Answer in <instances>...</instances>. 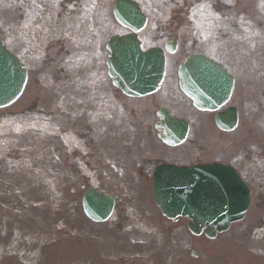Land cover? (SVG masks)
I'll return each mask as SVG.
<instances>
[{
    "label": "rangeland",
    "instance_id": "rangeland-1",
    "mask_svg": "<svg viewBox=\"0 0 264 264\" xmlns=\"http://www.w3.org/2000/svg\"><path fill=\"white\" fill-rule=\"evenodd\" d=\"M102 1L108 17L106 39L117 27L109 16L114 0ZM98 4L100 0H93L95 11ZM10 20L17 22L15 16ZM9 28L0 24L7 44L33 67V77H41L35 85L44 92L37 101L38 114L15 112L24 105L19 101L13 116L0 117V264H264V69L260 65L233 68L237 78L229 104L239 111L237 127L218 131L211 116L199 113L191 120L201 127L194 126L182 146L200 147L203 159L218 154L223 160L232 159L251 188L244 218L215 239H206L190 235L184 221L170 222L160 215L152 202L150 180L126 179L121 174V169L130 174L133 166L134 149L127 143L134 138V112L151 108L152 97L121 96L115 121L114 108L104 100L103 111L94 117H100L104 127L99 124L90 141L91 133L83 132L89 127L75 131L68 123L72 102L85 105L89 100L77 99V89L55 99L50 87H44L56 66L51 61L64 67L59 44H53L52 36L38 26L26 29V44L14 27ZM95 49L103 61L106 52ZM84 58L79 53L77 59ZM104 81L99 91L107 96L113 89L106 75ZM109 130L119 134L112 137L106 133ZM88 182L116 196L115 211L107 222H91L82 213L80 199Z\"/></svg>",
    "mask_w": 264,
    "mask_h": 264
},
{
    "label": "flooded vegetation",
    "instance_id": "flooded-vegetation-1",
    "mask_svg": "<svg viewBox=\"0 0 264 264\" xmlns=\"http://www.w3.org/2000/svg\"><path fill=\"white\" fill-rule=\"evenodd\" d=\"M135 1L138 2L146 19L144 35L140 37L141 42L167 49L173 48L178 52L174 60L176 66L182 58L191 53H204L219 61L232 73V66L242 67L250 64V61L245 60L246 57L241 54L245 51H254L256 56L253 57L258 58L256 61L264 63L263 57L259 55L264 51V0ZM10 2L0 0V24L2 23L7 31L12 26L21 35L26 29L38 25L39 29L52 36L53 44L58 43L60 50H63L64 57L60 59V63L64 67L56 60L51 61L56 64L52 68L51 97L61 98L64 91L72 89H77L80 95L84 96L87 93L84 82L89 76L88 67L83 63L78 66L72 65L71 52L66 49L65 40L70 36L80 37L85 45L87 63L92 66V70L97 66L93 64L96 61L93 56L88 62V52L98 46L100 49L103 48L105 28L103 14L94 10L92 0H55V6H51L50 11L44 13L35 5L25 7L18 3L13 6ZM27 5H31L30 2ZM99 9L104 10L102 0ZM14 16L17 22L10 20ZM0 31V34L4 32L2 29ZM30 75L31 70L28 77ZM173 86L170 89L171 94L175 93ZM69 95L75 97L76 94L70 91ZM158 103L160 101L153 100L151 103L155 105L153 109L145 107L134 112L136 147L141 156L137 157V167L132 168L127 178L147 180L154 165L173 162L178 164V160L189 157L196 162L199 158L200 152L185 151L179 145L169 147L154 142L156 136L154 124L158 121L156 116L158 109H166L171 115L186 120L188 134L190 128L201 127L191 120L192 116L197 114L186 104L172 103L165 106ZM97 104V101H94L90 105ZM135 115H138L137 119ZM79 121L81 123L82 116ZM193 148L196 149L198 146Z\"/></svg>",
    "mask_w": 264,
    "mask_h": 264
},
{
    "label": "water",
    "instance_id": "water-1",
    "mask_svg": "<svg viewBox=\"0 0 264 264\" xmlns=\"http://www.w3.org/2000/svg\"><path fill=\"white\" fill-rule=\"evenodd\" d=\"M119 21L127 25L140 24L141 19L134 5L119 0L114 9ZM135 14V15H132ZM108 74L113 84L133 96L152 92L162 79L164 57L160 50L140 51L134 35L111 37L106 46ZM181 90L190 97L198 109L215 110L230 94L232 78L216 63L203 56H192L183 68ZM25 71L21 63L0 41V107L8 105L21 91ZM236 111L229 107L215 114V122L222 129H231L236 123ZM168 120L169 144L181 141L186 133L185 125ZM154 203L166 217L175 219L186 216L188 229L193 234L204 233L213 238L226 230L231 221L240 219L248 206V191L237 174L227 166L218 164L197 165L189 168L164 166L159 168L153 182ZM113 198L93 189L82 196V208L94 221L105 220L112 209Z\"/></svg>",
    "mask_w": 264,
    "mask_h": 264
}]
</instances>
